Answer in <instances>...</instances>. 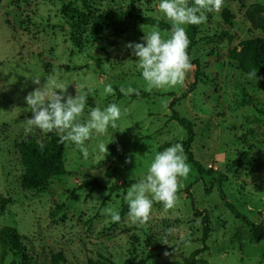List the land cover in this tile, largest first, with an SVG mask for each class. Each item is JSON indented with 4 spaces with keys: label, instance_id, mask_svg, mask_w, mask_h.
I'll return each instance as SVG.
<instances>
[{
    "label": "rangeland",
    "instance_id": "rangeland-1",
    "mask_svg": "<svg viewBox=\"0 0 264 264\" xmlns=\"http://www.w3.org/2000/svg\"><path fill=\"white\" fill-rule=\"evenodd\" d=\"M160 2L91 0V5L97 13L133 7L141 16L171 24L159 10ZM69 3L82 9V0H0V196L9 200L0 210V229L15 228L25 249L20 258L0 244V264H53L52 256L58 253L64 258L58 264H87L101 256L115 264H199L192 262L191 254L203 246L195 260L264 264V239L253 241L250 229L223 205L215 185L205 193L212 176L199 175L188 162L190 172L180 178L176 206L165 209L154 202L147 223H134L128 211L122 215L124 191H109L113 185L143 179L157 152L186 139V132L171 119L169 105L192 83L197 60L203 83L174 110L194 125L195 159L227 177V200L249 221L264 224V69L257 70L259 79L249 80L228 55L244 40L264 38V32L253 30L245 18L250 5H264V0H224L219 12L206 13L207 21L197 25L196 45L189 53L193 67L184 83L151 90H146L138 57L126 45L146 44L142 38L153 27L144 25L145 33L139 22L112 23L102 27L100 40L94 41L92 25H87L80 49L63 14ZM224 10L233 15L229 23L222 17ZM37 77L40 85L32 82ZM48 77L55 82L49 92L57 85L72 96L76 84L81 90L92 89L81 121L92 108L111 103L122 115L117 128L109 126L104 134L93 131L85 142L87 159L74 143L65 142V174L38 190L25 191L17 145L28 138L43 142L47 135L38 128L26 131L25 119L33 114L26 110L25 97ZM109 83L113 94L104 92ZM121 87L140 94L124 95ZM101 142L108 144V152L99 151ZM128 159L132 162L126 163ZM105 207L119 212L121 221L113 222L103 213ZM205 215L210 231L203 243ZM168 228L176 231L165 245L160 240Z\"/></svg>",
    "mask_w": 264,
    "mask_h": 264
},
{
    "label": "clouds",
    "instance_id": "clouds-1",
    "mask_svg": "<svg viewBox=\"0 0 264 264\" xmlns=\"http://www.w3.org/2000/svg\"><path fill=\"white\" fill-rule=\"evenodd\" d=\"M224 0H194L190 5L189 0H161L158 8L171 22L170 36L162 37L158 27H153L151 32L142 38L145 43H128L127 48L132 50V55L138 57L137 67L141 70L146 81L147 89H162L182 85L186 74L192 69L187 49L190 40L186 33V25H200L207 21L206 13L219 12ZM249 80L258 78L257 70L252 69L247 74ZM35 85H40V78H32ZM55 82L51 77L46 84L36 87L25 97L28 105L26 110L32 112L31 118H26V131L38 128L43 133L55 132L61 143L71 142L76 145L83 157H89V149L85 142L92 139V133L104 134L109 126L117 128V121L121 118V108L116 103H111L105 108L99 106L89 111L88 118L81 121L79 118L84 113L87 97L92 92L91 88L81 90L76 84V95L67 93L62 85H57L58 91L49 92V85ZM105 94H113L111 83L104 88ZM124 95L136 94L139 91L132 87L120 88ZM127 111L126 109L124 110ZM108 144L101 142L98 147L100 152H108ZM43 151L45 145L39 144ZM131 159L126 163H131ZM190 172V165L184 155L183 145L176 143L167 147L162 152H157L148 167L147 174L138 182L132 183L124 197L128 204L127 217L134 223H147L150 218L153 203H162L165 209H172L178 201L180 178H186ZM103 213L111 217L115 223L122 219L119 212L111 207H105ZM175 228H168L160 242L170 245L168 236L175 233ZM165 256L170 253L165 252Z\"/></svg>",
    "mask_w": 264,
    "mask_h": 264
},
{
    "label": "trees",
    "instance_id": "trees-1",
    "mask_svg": "<svg viewBox=\"0 0 264 264\" xmlns=\"http://www.w3.org/2000/svg\"><path fill=\"white\" fill-rule=\"evenodd\" d=\"M193 2L194 0H189L190 5ZM63 14L69 20V27L72 30L73 38L75 39L77 47L80 49L84 46V42L82 41V30L87 25H92L94 41L100 40L99 31L102 27L125 20L139 22L145 26L158 27L159 30L164 32H170L171 29V24L160 23L152 17L141 16L134 11L133 7L123 12L110 10L104 13H97L92 8L91 0H82V9H79L70 3L67 4L63 8ZM222 17L227 23L233 19V15L230 14L228 10H224L222 12ZM245 18L253 30L264 32V5H250L245 12ZM186 33L190 40V45L187 49L189 55L192 48L196 45V36L198 33L197 25H187ZM228 55L229 58L234 61L238 65V68L245 74L252 69H264V38L244 40L239 43L237 48L230 50ZM194 65L195 71L192 83L179 97H174L169 105L172 112L171 119L176 121L186 132V139L181 144L183 145L187 162L199 175L212 176L210 184L204 185L205 193L210 194L213 186L215 185L223 205L232 213V215H234L235 218L242 221L250 229L253 241L259 243L262 239H264V224H255L249 221L245 215L240 213L237 208L227 200L223 190V183L227 181V177L216 170L205 168L198 160L195 159L191 151V145L195 138L194 125L189 119L180 116L178 112L174 110V106L179 101L186 98L188 94L192 93L199 83H203L201 78L203 73L200 71V63L196 60ZM170 96H174V94H170ZM40 143L41 142H37L33 138H28L21 141L17 145L19 160L24 168V172L20 180V186L25 191L38 190L42 188L51 178L62 176L66 172L64 165L65 143L60 142L59 136L55 132L47 133L46 139L42 142L45 145L43 151L40 150ZM132 183H135V181L132 180L119 185H113L109 188V191L110 193H113L122 189L124 191L123 197H125V190L128 189ZM96 184L98 183L96 182ZM84 185L87 187L90 184ZM8 203L9 200L7 198L0 196V210H3ZM126 211H128V205L123 202L120 213L123 215ZM202 221L204 225L202 242L205 243L210 231L208 216L205 215ZM23 240L24 238L20 236L13 227L4 226L0 229V244L6 249H10L15 256L20 258L25 257V249L22 243ZM204 249L205 247L203 246L202 249L196 250L191 254L193 263L209 264L205 260H195L196 255L201 253ZM61 261H64V258L60 253L52 256L53 264H58ZM10 264H16V262L13 260ZM87 264L115 263L111 262L106 257L101 256L100 259L96 261L89 259Z\"/></svg>",
    "mask_w": 264,
    "mask_h": 264
}]
</instances>
